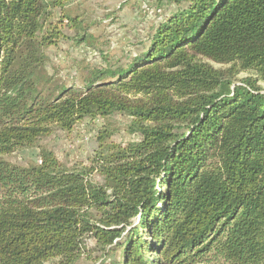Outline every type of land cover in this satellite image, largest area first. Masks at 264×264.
<instances>
[{"label":"trees","instance_id":"trees-1","mask_svg":"<svg viewBox=\"0 0 264 264\" xmlns=\"http://www.w3.org/2000/svg\"><path fill=\"white\" fill-rule=\"evenodd\" d=\"M71 1L0 0V264H79L88 239L92 264H264V0H166L144 51L80 87L47 71L62 26L89 44ZM113 114L139 138L104 130L88 165L4 158Z\"/></svg>","mask_w":264,"mask_h":264},{"label":"rangeland","instance_id":"rangeland-1","mask_svg":"<svg viewBox=\"0 0 264 264\" xmlns=\"http://www.w3.org/2000/svg\"><path fill=\"white\" fill-rule=\"evenodd\" d=\"M173 9L175 5L166 0H72L65 10L69 15H78L83 19L82 25L87 28L84 34L90 36L87 38L89 44L83 40L77 43L74 40L77 30L68 25L62 26L63 37L57 45L46 50L48 73L57 82L80 87L93 72L126 65L131 57L144 51L148 37ZM58 14L56 10L54 20ZM129 120L130 117L125 114L86 117L75 123L70 131L58 130L40 139L37 145L19 149L4 158L26 166L38 163L40 148H47L61 163L70 168H80L89 164L98 147V136L104 130L108 142L124 144L137 140L139 136L127 129ZM93 178L101 181L97 173ZM86 249L91 255L87 257L84 253L79 264H92V259L102 254L96 250L93 239L86 240Z\"/></svg>","mask_w":264,"mask_h":264}]
</instances>
